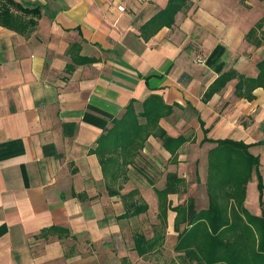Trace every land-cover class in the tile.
<instances>
[{
    "label": "crops",
    "instance_id": "obj_1",
    "mask_svg": "<svg viewBox=\"0 0 264 264\" xmlns=\"http://www.w3.org/2000/svg\"><path fill=\"white\" fill-rule=\"evenodd\" d=\"M15 1L38 7L40 17L31 31L0 24V264H152L153 257L154 264H163L169 251L170 264H187L173 251L178 233L172 211L163 248L137 254L135 218H120L125 199L109 195L95 150L132 102L136 112L152 96L173 107L159 126L172 138L188 139L178 162L172 163L171 153L152 135L137 165L128 166L121 190L125 195L138 189L136 199L157 213L152 222L157 228L154 188L162 190L168 175L176 174L186 186L203 171L206 184L208 153L216 145L204 139L264 142L263 89L255 91L253 102L238 99L232 80L203 101L230 69L258 74L264 44L257 48L245 36L264 17V0H248L247 6L240 0H191L171 28L148 41L141 27L169 0ZM10 8L23 20L34 18ZM193 145L205 146L203 170L186 155ZM250 152L259 156L264 180V145ZM131 170L139 188H131ZM119 183L109 187L118 190ZM250 194L258 196V204L250 205ZM173 195L175 207L181 203ZM246 208L264 215L255 173ZM52 227L60 231L42 234ZM155 230L144 235L152 238Z\"/></svg>",
    "mask_w": 264,
    "mask_h": 264
},
{
    "label": "trees",
    "instance_id": "obj_2",
    "mask_svg": "<svg viewBox=\"0 0 264 264\" xmlns=\"http://www.w3.org/2000/svg\"><path fill=\"white\" fill-rule=\"evenodd\" d=\"M6 1V2H5ZM0 2V24L16 31H31L40 17L36 6L22 5L15 0ZM248 0H240L247 6ZM191 0H169L166 7L153 16L140 29L141 36L148 41L163 28H171L178 13L189 8ZM34 18L23 20L11 8ZM245 40L259 48L264 44V17L246 34ZM258 74L249 77L230 69L222 73L208 88L203 96L207 103L215 94L220 93L232 80H237L235 95L238 99L253 102L255 91L264 90V59L257 64ZM173 107L167 106L159 96L150 97L142 111L136 112L133 102L120 120L114 121L110 138L100 140L95 153L99 157L110 196L125 199L126 210L121 219H132L146 214L149 205L138 197V191L122 194L123 184L129 177L128 166L135 167L140 151L152 135H157L163 147L172 155V163L178 162L180 149L187 143L185 136L172 138L160 128L161 118L170 116ZM141 120L145 122L142 123ZM201 125L202 121L200 120ZM204 126V125H203ZM108 134V135H109ZM107 135V136H108ZM216 146L208 153V176L206 182L208 207L197 209L195 200L172 207L169 196L177 194L185 185V180L176 174L167 176L162 190L155 189L159 200L161 224L152 238L142 233L134 235V250L140 257L159 251L166 240L168 212L175 213V231L178 233L173 251L179 254L182 263L187 264H264V215L255 216L246 208L247 187L255 173L258 178L259 201L264 212V180L260 172V158L250 152L253 146L264 142L246 144L243 141L208 140ZM111 174L110 178L107 176ZM119 189H111L110 183L118 184ZM153 186V182H150ZM183 192V191H182ZM60 231L58 227L45 230L42 234ZM62 231V230H61ZM64 231V230H63Z\"/></svg>",
    "mask_w": 264,
    "mask_h": 264
},
{
    "label": "rangeland",
    "instance_id": "obj_3",
    "mask_svg": "<svg viewBox=\"0 0 264 264\" xmlns=\"http://www.w3.org/2000/svg\"><path fill=\"white\" fill-rule=\"evenodd\" d=\"M192 133L193 134L195 133L194 130H192ZM186 153H187L186 155H188V159L191 158L193 160H198V163L201 164V169L203 170L206 159L205 146L193 145L187 149ZM133 173L134 171L131 170V178H132L131 188L139 186L136 183L135 178L133 177ZM149 194H151L150 191ZM136 198L137 197H134L133 199L136 200ZM173 198L174 201L177 199L176 203H183L189 198H193L195 200V205L197 209L208 207L209 201H208L207 189H206L205 179L203 176V171H202V175L196 174L194 176H191L189 182H187V185L182 186L181 190L177 194L173 195ZM249 199H250V205H252V201H255V203L258 204V196L256 198H253L252 195L250 194ZM156 214L157 213L154 212H150V213L147 212L146 214H143L135 219H132V226H131L132 233L141 232L143 234L145 233L151 234L153 230L156 229V225L152 223L153 221H155ZM166 256L167 259L165 258L162 259L163 264H170V261H168L170 257V251L167 252ZM151 260H152L151 261L152 264H154V257L151 258Z\"/></svg>",
    "mask_w": 264,
    "mask_h": 264
},
{
    "label": "built area",
    "instance_id": "obj_4",
    "mask_svg": "<svg viewBox=\"0 0 264 264\" xmlns=\"http://www.w3.org/2000/svg\"><path fill=\"white\" fill-rule=\"evenodd\" d=\"M118 9H119L120 11H124V10H125V8H124L123 6H120Z\"/></svg>",
    "mask_w": 264,
    "mask_h": 264
}]
</instances>
